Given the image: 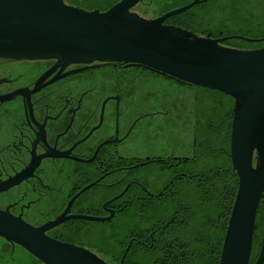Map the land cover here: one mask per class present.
Masks as SVG:
<instances>
[{"label": "flooded vegetation", "instance_id": "1", "mask_svg": "<svg viewBox=\"0 0 264 264\" xmlns=\"http://www.w3.org/2000/svg\"><path fill=\"white\" fill-rule=\"evenodd\" d=\"M152 1L142 0L133 9L150 18L166 12L151 9ZM230 1L229 11L258 16L264 24V0ZM247 38L262 40L230 38L221 44L241 50L264 47V34ZM152 77L174 81L184 92H161ZM197 87L134 63L63 67L55 59L0 58V186L21 176L0 191V209L34 227L62 214L109 217L102 222L69 218L46 231L53 239L101 256L98 240L82 237L94 230L88 226L86 232L81 221L112 229L124 216L132 225L142 224L143 219H134L135 208L179 194L188 176L196 181ZM182 109L189 117L183 132L187 124H182ZM263 239L264 232L255 260ZM142 243L131 233L122 255ZM3 246L8 249L1 251ZM39 263L25 248L0 236V264Z\"/></svg>", "mask_w": 264, "mask_h": 264}, {"label": "water", "instance_id": "2", "mask_svg": "<svg viewBox=\"0 0 264 264\" xmlns=\"http://www.w3.org/2000/svg\"><path fill=\"white\" fill-rule=\"evenodd\" d=\"M142 0H118L87 10L64 0H0V58L55 59L56 65L126 62L233 99L229 158L238 179L218 264H249L256 211L264 192V47L223 46L238 35L205 37L166 21L201 0L148 18L133 10ZM264 39V38H263ZM14 177L0 191L14 185ZM92 184L81 189L83 193ZM69 218L105 221L88 214L64 216L34 227L0 209V236L25 248L39 264H110L89 249L49 237ZM125 253L121 256L123 264ZM264 262V239L253 264Z\"/></svg>", "mask_w": 264, "mask_h": 264}, {"label": "trees", "instance_id": "3", "mask_svg": "<svg viewBox=\"0 0 264 264\" xmlns=\"http://www.w3.org/2000/svg\"><path fill=\"white\" fill-rule=\"evenodd\" d=\"M68 1L87 10L103 11L118 0ZM166 1L163 0L159 6L152 1L153 5L150 4V8H154L155 12L168 11L165 7ZM198 4L216 6L213 0H201ZM217 5L220 6L219 3ZM194 7L196 5L169 18L168 23L210 38L238 35L227 32L219 26L213 27L210 11L198 12ZM220 10L222 9L219 7ZM233 12L243 18L239 25L244 21L245 15L236 10L229 11V15ZM252 17L255 16L250 18ZM243 27L245 28L239 25L238 30H242ZM244 30L246 32L238 36L256 37L248 28ZM197 88L194 102L197 118V159L198 164L204 167H198L196 181L190 176L182 181V191L179 194L172 193L166 200L157 204L148 202L135 208L133 212L139 219H143L142 224L132 225L131 221L122 216L117 219V225L108 232L106 230L110 226L106 227L104 223H99L102 224L98 229L102 240L96 251L110 264L119 263L131 233L144 243L132 244L129 247L124 264H218L219 262L223 236L238 185L237 175L229 158L233 102L231 97L216 90ZM198 103L202 104L200 109ZM210 158L215 160L207 164L205 160ZM192 182H195L194 186ZM193 187L195 189L191 192L190 188ZM81 225L86 232L89 230L88 226L92 228L94 226L91 222L84 221H81ZM254 226L249 264L255 260L264 232V192L257 207ZM86 235L82 237L85 238ZM111 239H115L118 253L108 256L105 254L106 243Z\"/></svg>", "mask_w": 264, "mask_h": 264}, {"label": "rangeland", "instance_id": "4", "mask_svg": "<svg viewBox=\"0 0 264 264\" xmlns=\"http://www.w3.org/2000/svg\"><path fill=\"white\" fill-rule=\"evenodd\" d=\"M162 1L163 0H155L154 2H155V4H157L159 6L162 3ZM191 1L192 0H167L165 2V7L168 8V10H171V9H174V8H177V7L186 5L189 2H191ZM213 1H215L216 6L208 7L207 4H205L204 6H203V4H200V5L197 4L196 7H194V8H197L196 11H198V12H200L201 10H205V11L206 10H209L210 11V15L212 16L213 23H214L213 27H217L218 28V26H219L222 29L226 30L227 32L230 31L231 33L238 34V35H241V33H245L246 31L244 29H246V28H248L249 30H251L250 33L255 34L256 36H260V35L264 34V24L261 23L260 20L257 19L256 17L250 18L251 17L250 15L244 16V21L239 24V25L245 26V28L243 27L242 30H238V27H239L238 23L243 18L241 16H239V15L237 16L236 13H234V12L229 15V9H227V8H230L231 7V1L230 0H213ZM217 3H219L220 6H218ZM219 7L222 10L219 11ZM156 9H157V7H156ZM134 11L136 13H138L140 16H143V15H141V13L138 10H134ZM214 11H215V13H214ZM156 12L160 13L159 11H156ZM149 15L150 14L148 13V16H145V15L144 16L145 17H150ZM219 23H220V25H219ZM249 23H250V25H249ZM150 82L151 83H155L156 85H158L159 87L158 86H156V87L161 88V90H160L161 92H164L165 91L169 95L173 94L174 92H177V90L179 92H184L183 91L184 89H179V86H178L179 84L176 85L177 84L176 82L173 81V83H172L168 79L167 80H164V79H158V78H155V77L153 78L152 77L150 79ZM180 95L182 96L181 98L183 99V101L181 100V102L183 104L186 103L187 100H184L185 95H182V93H180ZM187 105L188 106H186L185 109L189 108V103H187ZM201 105L199 104V106H198L199 109H200ZM185 109H182V111H181V114H182V124L183 125L184 124H187V127L182 126V132L184 130H186V129L188 130V127H189V117H187V118L184 117V115H185V113H184ZM159 148H161V147H159ZM214 160H215V158H210L208 160L206 159L205 162L207 164H209V163L214 162ZM199 167H204V165H199ZM136 218H137V216L134 219H136ZM118 223H122V222L121 221H118ZM91 225H94L93 226V230L96 231V232L102 226V224H99L98 222H93V223H91ZM109 229L110 228H108L106 231H108ZM94 231H93V233H94ZM93 233L92 232L89 233V235H87L85 237L86 240L90 236V237L93 238V240H94V238L96 240H98L97 241L98 243H96L97 245L100 244V241L102 240V237L100 235H98V234L97 235H93ZM97 233H99V231ZM115 243H116L115 239H111V240H109L106 243V246H107V249H105V254L106 255L113 256L112 255L113 253H115V254L118 253L117 246H116ZM2 248L3 249H1V251H4V250L8 249V246H3ZM3 257H4V255H3ZM102 258L105 259L104 256Z\"/></svg>", "mask_w": 264, "mask_h": 264}]
</instances>
